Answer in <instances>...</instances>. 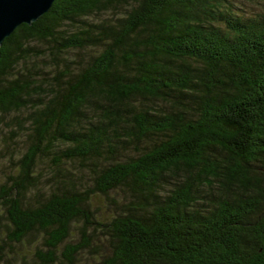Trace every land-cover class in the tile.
<instances>
[{"label": "trees", "instance_id": "trees-1", "mask_svg": "<svg viewBox=\"0 0 264 264\" xmlns=\"http://www.w3.org/2000/svg\"><path fill=\"white\" fill-rule=\"evenodd\" d=\"M0 141V264H264V0H53Z\"/></svg>", "mask_w": 264, "mask_h": 264}, {"label": "water", "instance_id": "water-1", "mask_svg": "<svg viewBox=\"0 0 264 264\" xmlns=\"http://www.w3.org/2000/svg\"><path fill=\"white\" fill-rule=\"evenodd\" d=\"M53 0H0V46L21 23L29 25L46 12Z\"/></svg>", "mask_w": 264, "mask_h": 264}, {"label": "rangeland", "instance_id": "rangeland-1", "mask_svg": "<svg viewBox=\"0 0 264 264\" xmlns=\"http://www.w3.org/2000/svg\"><path fill=\"white\" fill-rule=\"evenodd\" d=\"M0 143H1V141H0ZM1 146V145H0ZM16 153V152H15ZM2 154V155H1ZM4 154L3 153H0V180H1V178H3V175L8 171V167H7V165H5V164H7V159L5 160L4 158ZM93 202H94V204L95 205H98V207L100 208V209H102L101 207L102 206H100V204H101V202H103V201H101V197L100 196H96L95 197V199L93 200ZM102 205V204H101ZM14 250L15 252H16V256H17V260H16V262H13L12 260L11 261H9L8 263H6V264H20V263H22L23 261L24 262H29L30 260H32L33 258V255L31 254V252H32V249H33V247H32V245H30V244H28L27 242H22V243H20V244H16V245H14V246H11V250ZM20 258H22V262H21V259ZM5 264V263H4Z\"/></svg>", "mask_w": 264, "mask_h": 264}]
</instances>
